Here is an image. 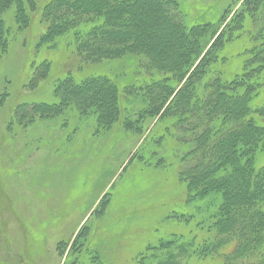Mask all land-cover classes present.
Masks as SVG:
<instances>
[{
	"label": "trees",
	"instance_id": "16d2710c",
	"mask_svg": "<svg viewBox=\"0 0 264 264\" xmlns=\"http://www.w3.org/2000/svg\"><path fill=\"white\" fill-rule=\"evenodd\" d=\"M185 1H44L39 22L45 31L35 54L39 47L51 42L55 47L60 40L64 50L71 45V53L85 64L135 59L133 65L143 77L123 83L117 79L121 75L107 74L120 71L123 63L88 74L87 68L70 65L64 75H53L60 79L52 89L55 101L23 102L14 113H20L19 121L31 122L35 116L58 120L68 127V137L73 130L69 125L75 122L89 127L96 123L93 137L111 131L112 136L117 126L141 137L150 128L145 135L150 146H140V168L178 165L185 188L183 201L167 216L179 213L175 222L184 230L160 241L164 256L154 264H178L179 258L195 251L221 256L224 264H264V164L258 163L264 156V0H242L235 10L237 4L230 0L223 12L207 7L205 13L204 7L195 20L183 8ZM35 7V0H0V58L9 42L4 33L22 30L32 19L26 8L34 12ZM144 8H155L156 24L143 18ZM11 14L16 23L6 22ZM165 27L175 43L171 46L169 40L168 48L160 44ZM201 30L203 36L193 35ZM236 32L234 40L243 37L247 44L240 70L228 74L222 53ZM179 47L192 53L184 58ZM34 64L25 76L29 87L41 82L50 67L47 59ZM196 208L203 216L198 227L192 222ZM79 244L89 247V241Z\"/></svg>",
	"mask_w": 264,
	"mask_h": 264
},
{
	"label": "rangeland",
	"instance_id": "374dc122",
	"mask_svg": "<svg viewBox=\"0 0 264 264\" xmlns=\"http://www.w3.org/2000/svg\"><path fill=\"white\" fill-rule=\"evenodd\" d=\"M44 1L35 0L34 12L26 8L32 19L22 30L14 28L4 33L9 42L0 58V264H80L82 258L84 264H99L98 261L154 264L164 256L160 241L171 237V232L179 236L184 230L175 222L179 213L167 217L183 201L184 187L179 182L178 165L140 168L143 162L140 146H148L150 138L145 135L150 128L140 137L136 131H123L117 126L112 136L111 131L94 138L96 123L89 127L84 123L75 126V122L69 125L73 130L68 137V127L64 129L58 120L35 116L31 122L25 118L19 121L20 113H14L15 107L23 102L55 101L52 89L60 79L53 75H64L70 65L76 70L87 68L84 73L88 74L96 68H117L123 63L120 71L112 69L107 74L115 78L121 75L117 79L123 83L143 77L133 65L135 59L85 64L71 53L74 51L70 44L64 50L60 40L55 47L52 42L39 47L40 53L35 54L45 31L39 22ZM229 1L186 0L183 8L195 20L204 7L205 13L207 7L214 9L212 12H223ZM231 2L237 4L235 10L242 0ZM154 9H143V18L148 23L156 24L152 21L156 17ZM231 15L232 11L227 20ZM7 21L16 23L13 15L6 16ZM204 32L193 35L201 37ZM186 34L192 35L188 29ZM162 35L161 46L168 48L169 40L174 46L169 28L165 27ZM236 35L237 32L231 42L226 41L222 53L228 74L237 67L240 70L241 51L247 44L243 37L234 40ZM64 51L72 55L67 56ZM178 51L184 58L192 53L181 47ZM66 56L72 60L66 61ZM43 59L50 63L46 77L33 87L27 86L28 67ZM258 163L264 164V156ZM194 213L192 222L197 226L202 211L196 208ZM188 231L191 238L193 230ZM83 241H89V247L80 246ZM153 251L157 252L156 258L151 257ZM144 254L148 255L145 259L141 257ZM178 264H224V261L221 256H202L195 251L189 257L179 258Z\"/></svg>",
	"mask_w": 264,
	"mask_h": 264
}]
</instances>
